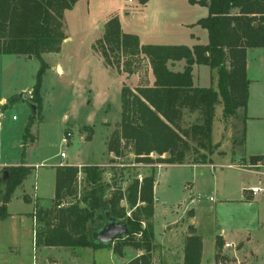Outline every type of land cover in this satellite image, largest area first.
<instances>
[{
  "label": "rangeland",
  "instance_id": "obj_1",
  "mask_svg": "<svg viewBox=\"0 0 264 264\" xmlns=\"http://www.w3.org/2000/svg\"><path fill=\"white\" fill-rule=\"evenodd\" d=\"M125 1L80 0L74 10L65 14V31L72 40L64 42L60 52L44 54L42 59L0 55V202L4 193L6 169L21 162L34 167V170L25 182L26 189L24 190L23 186L18 187L8 204L7 212L14 214L29 213L33 208L32 205L24 202V193L29 194L33 201L38 196L33 194L35 192H40L45 197L53 196L52 189L49 191L47 187L49 181L52 183L54 180V166L58 164L79 165L80 169L85 166L99 167L103 171V184L108 187L106 190L108 199L117 190L124 195L133 180L141 183L144 177L155 173L157 200H154V243L159 248L153 255L154 263L160 264L161 259L164 264H169L167 258L169 249L176 252L178 247H182L186 231L188 234L195 232L193 225L204 242L205 256L212 254L218 235H222L231 242L233 248L229 251H234L244 232L241 229L247 228L251 231L252 242L254 241L252 247L262 250L260 254L264 261V202L257 208L239 204L220 206L221 194L215 190L214 186L215 177L217 178L219 174V189L222 191L230 189L228 196L234 200L239 198L236 178L232 177L230 182L222 179L223 176H231L226 174L232 173L228 169L230 158L216 156L215 166L211 167L188 163L164 165L139 163L135 156L130 154V150H126L122 157L109 152V141L121 120L122 88L129 86L135 91L150 84V65L147 58L135 59L132 62V73L128 74L122 70L118 71L115 67L107 68L101 55L94 50L96 41L104 34L103 24L106 17L113 12L119 14L121 19L126 16L125 11H120ZM157 1L152 0L149 8L145 10V13L143 12L148 16L145 21L153 18L157 10ZM160 4L170 12L160 19L162 26L173 23L172 20L168 23L170 21L168 15L177 17L174 19L176 21L188 13L186 0H162ZM194 11L195 17L200 16L201 19L208 15L207 9L195 8ZM180 12L182 15L179 14ZM141 16L135 13L134 20H131L135 26L145 23V21L140 22ZM152 27L153 24L147 28L146 32H149ZM125 29V32L129 33L137 30L133 27H125ZM191 32L197 35L198 41H194L187 34L175 38H149L148 34H144L142 41L144 45L188 47L208 43L206 30L196 26ZM42 63H45L47 68L42 76L40 90L41 112H37L34 116L31 107L33 103L23 98L18 103L4 108L10 99L20 97L22 94L31 98ZM58 65L62 68L61 73L57 69ZM175 66L180 70L185 66V62L177 63ZM193 77L198 86L209 87L211 70L207 66H196ZM250 92L249 114L264 116V84L253 83ZM242 115L240 110L239 118H232L226 123L228 130H232L233 138L242 130L243 119L240 118ZM197 119V114L188 116L183 125L189 127ZM28 126L30 129L26 139L25 156H23V140ZM68 133L71 134V138H68ZM65 137L69 139L66 146L63 144ZM227 138L226 136L225 140ZM225 140L221 141L222 144ZM62 152L67 155L64 161L60 158ZM241 152L242 148L236 149V153ZM151 158L154 161L157 160L156 155H152ZM238 164L243 166L244 162L239 160ZM81 175L78 179L80 197L86 188L85 176ZM243 175L251 180L256 177L249 174ZM42 190L49 193L44 194ZM192 197H195L194 204H191ZM119 207L126 210L127 217L133 212L126 198L120 201ZM256 209L260 215L259 221L255 222ZM18 229L17 245L1 247L0 260L4 262L6 258L9 264H47L46 253L36 246L35 240L33 241L32 226L28 216ZM225 253L220 255L223 262L227 264L237 262L234 256L228 252ZM134 256L135 251L130 247L124 250L123 256L116 255L114 258L107 249L96 255V262L97 264H119L120 261L131 260Z\"/></svg>",
  "mask_w": 264,
  "mask_h": 264
},
{
  "label": "trees",
  "instance_id": "obj_2",
  "mask_svg": "<svg viewBox=\"0 0 264 264\" xmlns=\"http://www.w3.org/2000/svg\"><path fill=\"white\" fill-rule=\"evenodd\" d=\"M80 0H0V55L42 59L44 54L60 52L68 38L65 14ZM129 1V0H126ZM146 6L150 0H133ZM208 15L197 21L208 33L206 45H142L135 34L125 33L117 16L105 24L104 34L96 41L94 50L101 55L107 68L132 73V62L147 58L155 78L152 87L132 90L124 86L121 92V120L113 132L108 150L117 157L130 150L139 163L164 165H207L217 146L212 134L216 106L222 104L224 121L243 115L242 130L236 134L233 147L244 148L246 142L247 106L250 80L247 77L248 50L264 48V0H202ZM185 62L182 72L170 64ZM195 66H207L217 71V89L200 88L194 84ZM47 65L37 75L36 85L28 101L41 112V83ZM10 99L4 108L23 100ZM197 114V121L185 127V118ZM23 140L25 156L26 139ZM156 155L154 161L151 156ZM250 165L264 162V156H250ZM2 195L0 218H6L7 206L16 189L25 184L34 168L25 162L8 167ZM82 173L86 188L80 200L68 206L66 198L76 200L78 178ZM156 175L133 180L124 195L118 190L107 198L103 171L97 166L59 165L55 167V198L49 209H36L33 220L37 247L99 248L109 246L114 254L123 256L125 248L143 252L128 264H154L155 215L154 188ZM133 212L129 217L119 207L122 199ZM27 201V197H25ZM104 209L129 228V235L110 245L95 244L90 239L93 230L103 226ZM193 231V229H192ZM224 243L216 239V249ZM42 246V247H41ZM203 240L190 233L184 245V264H201Z\"/></svg>",
  "mask_w": 264,
  "mask_h": 264
},
{
  "label": "crops",
  "instance_id": "obj_3",
  "mask_svg": "<svg viewBox=\"0 0 264 264\" xmlns=\"http://www.w3.org/2000/svg\"><path fill=\"white\" fill-rule=\"evenodd\" d=\"M161 1L162 0L157 1L158 2L157 10L155 14H153V18H151L148 21H145L148 16H146L144 13H145V10L149 8V4H151L152 0H150L146 6H141L135 1H132V2L125 1L124 6L120 8V11L123 10L126 13V16L124 17V19H121L119 14L113 12V14L111 13L109 14V16L106 17L103 27H105V24L108 22L109 19L117 16L121 22L122 30L124 32L126 30L125 27L137 28V30H134L133 33H129V32H125V33L137 35L140 38L142 45H144L142 41V35L144 34H148L147 37L149 38H155V37L175 38L177 36L187 34L194 41H198L199 39L197 38V35L195 33H192L191 31H193V29L196 28L197 25L195 24L197 23L198 20L201 19L200 16L195 17L196 12L194 11V9L195 8L207 9L206 7L198 3L199 1H202V0H186V10L188 12L186 16L182 18L179 17L175 21L174 19L177 17L168 15L169 17L168 20H170L168 23H171V20L173 21V23L170 25L168 24V26H162L161 24L160 19L164 15L168 13L170 14L169 10H165V7L162 6V4H160ZM75 8L76 6L74 7V9ZM172 12H174V10H172ZM172 12L171 14L174 15ZM135 13H137V15L141 14L142 19H140V22L145 21V23L141 24L140 26H135L132 22L135 18L134 17ZM179 14L182 15L181 12ZM129 16H131V18H129ZM152 24H153L152 29L149 32H146L147 28L151 27ZM66 35L68 38L64 42L71 41L72 38L68 36L67 33ZM195 45H200V44H194L193 46ZM177 63H180V62H177ZM177 63L170 64V68L175 72H182L185 66L181 67V69L179 70L175 66ZM59 68H61V66L58 65L57 69ZM246 72H247V77L250 80L249 101H248V106H247V111H246V115L248 119L246 122V142L240 154L236 153V149L233 147L234 146L233 145V140H234L233 133H232V130L231 131L228 130V127L226 124L230 122L232 119L227 122L224 121L222 104L220 103L216 106L212 139H213V144L217 146L218 150L216 149L214 155L212 156V164H207V165L210 167L213 165L215 166L216 156H220L223 158H230L229 159L230 164L228 165V169L231 170L232 173H226V174H229L231 176H228V177L223 176L222 179H224L227 182H230V180H232V177L236 178L238 182L236 189L239 188V198H237V200H234L232 199L231 196H228L231 192L230 189L228 190L225 189L223 191L219 189L220 185L218 183V180L220 178V174L218 175L217 178L215 177L214 186H215V190L219 194H221L220 206L222 207L226 205L235 206L234 204H239L244 207L257 208L260 203L264 202V191L261 193L253 194L252 192L247 190L249 187H260L261 189L264 190V168H258L255 171L248 169V166L250 165V163L248 162V159L250 156H264V116H252L249 114L250 106H251V102H250L251 101V92H250L251 86L253 83L264 84V48L248 50ZM149 74H150L149 75L150 84L148 83V85L152 87L154 84L155 78L153 76L151 68H150ZM194 84L196 87H200V88L213 87L214 89H217V84H218L217 71L211 70V81H210L209 87L198 86L195 82ZM28 93H30V91ZM226 136L228 137L227 140H225ZM222 140H225L223 144L221 142ZM221 148L223 151L220 150ZM239 160L240 161L242 160V162H244L243 166H240L238 164ZM27 166H30V165L28 164ZM56 166H59V164L55 165L54 167ZM77 167L80 168L79 165ZM81 174L82 173H80L79 176ZM243 174L255 175L256 177L251 180L249 178L248 179L245 178ZM79 187H80V183H79L78 188ZM23 189L24 190L26 189V184L23 185ZM47 189H49V191L50 189H52L53 196L45 197L40 192L39 193L35 192L33 194L38 195L35 198V201H33L31 197H29V194L24 193L23 195L24 202L28 203L29 205H32L33 207L29 213L14 214L8 211L7 212L8 215L6 218H0V252H2L1 247H15L17 245L18 238H19L18 227L23 225V223L26 221L27 216L30 218V221H31L33 241L35 240V226H34V220H33L32 214L38 208L39 209H49L51 207L54 201V198H55V171H54V180L52 183L49 181ZM49 191L45 192V190H42V193L48 194ZM25 197H27V201L25 200ZM154 198H155V188H154ZM78 200H80V194L76 200H72V198H66L63 205L68 206L72 204L73 202L76 203V201ZM1 203H2V199H1L0 204ZM2 207H3V203L2 205H0V209ZM5 207H7V210H8L9 208L8 205ZM259 215H260L259 211L256 209L255 215H254L255 222L259 221V218H258ZM154 221H155V215H154L153 223ZM193 226L195 229V233L197 234V229L195 225ZM241 230L244 232H242L243 234H242L240 243L237 244V247H235L234 251H229L231 249H225L224 247H222V249L218 251L216 249V242H215V247L213 248L212 254L209 256H205L204 255L205 247H204V242H203V255H202L201 264H227L223 262L222 258H220V255L222 256V253L226 254L225 252H228L229 254H231V256H234V258L237 260V262H235L234 264H237V263L238 264H264V261L260 254L262 250L257 249L256 247H252V245L254 244V241L252 242V239L250 236L251 231L247 228H242ZM93 231H91V233ZM91 233H90V237H91ZM189 235L190 234H188V231H186L185 241ZM217 238H220L223 241L224 245L225 243L226 244L231 243L228 240H226L222 235H218L216 239ZM184 245H185V242L182 247L177 248L176 252H174L172 249H169L170 253H167L169 264H175V262H178L177 264H184ZM156 246L157 245H155V250L157 251V248L159 247H156ZM107 249L110 250V253L112 254L114 258L116 254H114L111 248H104V249H100V248L94 249L91 247H86V248L43 247L41 248V250L46 253L45 256H46L47 264H97L96 255H98L99 252H103ZM134 251H135V256L133 259L143 254V252L141 251H137V250H134ZM133 259L126 260V261L122 260L120 261L119 264H128ZM159 262L160 264H164L163 260L161 259L159 260ZM0 264H9V263L6 260V258H4V262L0 260Z\"/></svg>",
  "mask_w": 264,
  "mask_h": 264
},
{
  "label": "water",
  "instance_id": "obj_4",
  "mask_svg": "<svg viewBox=\"0 0 264 264\" xmlns=\"http://www.w3.org/2000/svg\"><path fill=\"white\" fill-rule=\"evenodd\" d=\"M28 58L32 59L31 56ZM20 97H23L24 100H28V97L25 94H22ZM31 107L33 115L35 116L37 114V106L32 104ZM104 216L105 220L103 227L99 230H94L91 233L90 238L95 244L107 246L114 243L116 240L129 235L130 232L128 226L115 219L107 209H104Z\"/></svg>",
  "mask_w": 264,
  "mask_h": 264
},
{
  "label": "built area",
  "instance_id": "obj_5",
  "mask_svg": "<svg viewBox=\"0 0 264 264\" xmlns=\"http://www.w3.org/2000/svg\"><path fill=\"white\" fill-rule=\"evenodd\" d=\"M129 1L132 2L133 0H129ZM67 135H68V138L72 137L70 133H68ZM68 138H66V137L64 138V140H63L64 146H66L68 144V140H69ZM60 158L64 161V160H66L67 155L64 152H62L60 154ZM61 165H64V164H61ZM258 168H264V162L258 163L256 165H249L248 166V169H251V170H254V171L256 169H258ZM247 190L252 192L253 194L261 193V192L264 191L260 187H249ZM154 200H157V199L155 198ZM211 201H212V198H211ZM194 203H195V197H192L191 204H194ZM224 248L225 249H232L233 246L230 243H227V244L224 245Z\"/></svg>",
  "mask_w": 264,
  "mask_h": 264
},
{
  "label": "bare ground",
  "instance_id": "obj_6",
  "mask_svg": "<svg viewBox=\"0 0 264 264\" xmlns=\"http://www.w3.org/2000/svg\"><path fill=\"white\" fill-rule=\"evenodd\" d=\"M59 71H60V73L62 72V69L61 68H59Z\"/></svg>",
  "mask_w": 264,
  "mask_h": 264
}]
</instances>
